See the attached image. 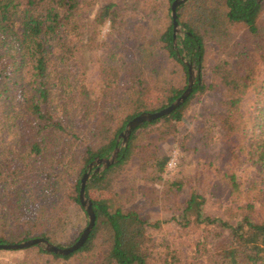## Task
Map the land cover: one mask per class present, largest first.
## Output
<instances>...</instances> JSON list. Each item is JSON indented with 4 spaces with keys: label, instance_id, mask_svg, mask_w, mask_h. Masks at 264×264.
<instances>
[{
    "label": "trees",
    "instance_id": "obj_1",
    "mask_svg": "<svg viewBox=\"0 0 264 264\" xmlns=\"http://www.w3.org/2000/svg\"><path fill=\"white\" fill-rule=\"evenodd\" d=\"M172 1L0 0V244L72 245L87 224L81 177L118 148L108 168L90 170L84 189L95 221L83 245L67 255L37 245L4 250L19 254L0 264H264V0H187L176 7L175 37ZM84 29L90 50L101 51L95 81L78 62ZM207 41L219 56L205 80ZM188 64L187 98L121 145L129 120L183 93ZM151 90L160 96L153 106L145 99ZM206 94L214 97L208 118L218 140L256 169L250 180L212 161L186 178L163 177L169 156L161 144ZM205 135L206 145L214 140ZM95 183L106 185L112 211L89 196ZM217 186L228 192L220 205L226 220L202 213ZM139 196L171 213L173 232L129 208Z\"/></svg>",
    "mask_w": 264,
    "mask_h": 264
},
{
    "label": "rangeland",
    "instance_id": "obj_2",
    "mask_svg": "<svg viewBox=\"0 0 264 264\" xmlns=\"http://www.w3.org/2000/svg\"><path fill=\"white\" fill-rule=\"evenodd\" d=\"M114 1L123 4V0ZM128 9L131 15L133 10L130 8ZM140 23L148 33V36L151 35V27L148 22L142 20ZM107 32L108 24L106 23L99 29L98 38L101 42L105 39V34ZM100 52V50H90L88 47V30L84 29L80 41L78 62L80 66L86 70L88 74L87 76L91 81L96 80V67ZM204 55L201 74L205 80H208L210 68L216 63L219 56L217 49L212 42L207 41L205 43ZM159 97L160 96L152 90L145 95L146 102L152 106L156 104ZM213 101L214 97L210 94H206L199 99L194 100L184 113L176 137L169 138L161 144L162 151L169 156V160L163 173L165 179L186 178L191 176L194 171L200 169L203 164L209 161H212L214 165L222 168V170L227 169L228 167L234 168L238 176L244 181L257 176L256 169L248 162L244 153L239 154L237 157H232L229 148L225 143L218 140L219 134L216 130L217 128H215L214 124L208 118L214 107ZM207 132L214 135V140L206 145L204 140L206 139L205 134ZM11 140L12 135L10 131H6L3 135V141L10 142ZM88 189L91 198H95L105 203L110 211L113 210L112 196L106 189L104 183L90 184ZM227 194L228 192L225 188L217 186L212 194L207 195L205 203L202 206L203 215L226 220L227 218L224 216L220 205L226 201ZM129 208L136 211L142 219L149 223L160 221L163 224L162 228L164 231L173 232L175 228L173 222L170 221V212L163 211L158 206L150 205L140 196ZM208 228L209 230L205 233L210 236L214 235L218 230L216 226H209ZM202 233L204 234V232ZM196 235L197 234H195V236ZM210 236L207 237L209 238ZM18 254L4 250L0 251V260L11 259Z\"/></svg>",
    "mask_w": 264,
    "mask_h": 264
},
{
    "label": "water",
    "instance_id": "obj_3",
    "mask_svg": "<svg viewBox=\"0 0 264 264\" xmlns=\"http://www.w3.org/2000/svg\"><path fill=\"white\" fill-rule=\"evenodd\" d=\"M187 0H173L170 6V15L172 18L173 25V35L175 37L176 34L180 33V27L176 21V7L180 4L186 2ZM193 70L191 66L188 64V83L186 89L183 93L172 101L168 106L156 111V112H142L139 115L135 116L133 119L129 120L124 128V130L120 133L119 137L122 138L121 145H125L130 133L133 131L135 127L140 125L143 122H149L151 120L157 119L159 117L168 115L172 112L176 107H178L189 95L192 83H193ZM118 148H116L112 154L108 158H96L92 163L88 165V169L81 177L80 187L79 189V201L83 209L87 214V224L83 231L81 232L79 238L70 246L64 248L55 247L52 243L46 241L44 238H33L22 241L20 243L15 244H0V249L3 250H18L28 246L37 245L38 247L57 254L67 255L76 249H78L81 245L84 244L87 236L89 235L91 229L93 228L95 216L91 208V201L85 195V186L88 178L91 176L90 170L93 168L92 173H99L102 170L108 168L111 164L115 162L116 154Z\"/></svg>",
    "mask_w": 264,
    "mask_h": 264
}]
</instances>
